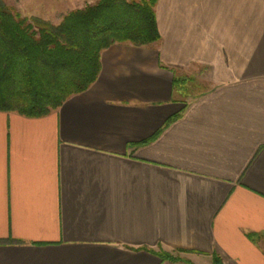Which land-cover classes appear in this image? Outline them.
Returning <instances> with one entry per match:
<instances>
[{
  "label": "crops",
  "instance_id": "obj_1",
  "mask_svg": "<svg viewBox=\"0 0 264 264\" xmlns=\"http://www.w3.org/2000/svg\"><path fill=\"white\" fill-rule=\"evenodd\" d=\"M155 9L57 111H0V264H264V0Z\"/></svg>",
  "mask_w": 264,
  "mask_h": 264
},
{
  "label": "trees",
  "instance_id": "obj_2",
  "mask_svg": "<svg viewBox=\"0 0 264 264\" xmlns=\"http://www.w3.org/2000/svg\"><path fill=\"white\" fill-rule=\"evenodd\" d=\"M157 2L99 0L53 24L23 17L0 0V111L49 115L97 81L104 50L118 43L147 46L159 41ZM214 260L222 264L219 256Z\"/></svg>",
  "mask_w": 264,
  "mask_h": 264
},
{
  "label": "rangeland",
  "instance_id": "obj_3",
  "mask_svg": "<svg viewBox=\"0 0 264 264\" xmlns=\"http://www.w3.org/2000/svg\"><path fill=\"white\" fill-rule=\"evenodd\" d=\"M15 12L28 18H41L59 24L76 9L96 4L99 0H1Z\"/></svg>",
  "mask_w": 264,
  "mask_h": 264
}]
</instances>
